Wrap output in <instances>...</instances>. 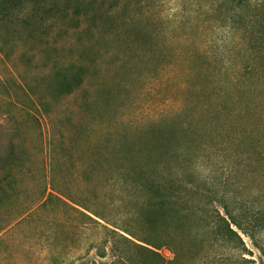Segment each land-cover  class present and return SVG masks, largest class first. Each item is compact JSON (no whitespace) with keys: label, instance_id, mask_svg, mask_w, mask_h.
Wrapping results in <instances>:
<instances>
[{"label":"rangeland","instance_id":"obj_1","mask_svg":"<svg viewBox=\"0 0 264 264\" xmlns=\"http://www.w3.org/2000/svg\"><path fill=\"white\" fill-rule=\"evenodd\" d=\"M235 51L264 64V0H0V264H164L134 243L209 212L245 245L187 244L191 264H264L258 134L221 132Z\"/></svg>","mask_w":264,"mask_h":264},{"label":"trees","instance_id":"obj_2","mask_svg":"<svg viewBox=\"0 0 264 264\" xmlns=\"http://www.w3.org/2000/svg\"><path fill=\"white\" fill-rule=\"evenodd\" d=\"M239 1L244 3L247 0ZM238 29L240 30L242 28L239 27ZM252 35L255 36V34ZM224 58L231 59L233 61V65L230 67V69L228 68V70H225L228 78L224 91L227 94V98L229 96L231 97L230 99L232 102L234 101V107L231 110L228 109L226 113V120L221 121L223 127V131L221 132L226 133L223 139L225 140L226 138H229L231 142L242 143L246 137L243 138L242 134L238 132L240 128H243V130L249 134V136H247V141L251 139V136H253L255 132L258 134V147H254L253 152L252 149H250L251 146L249 145L248 147L249 149L247 150L246 154L248 155L249 160L247 165L250 167V169L248 170L245 180H241L242 185H250L249 182L251 178H253L254 173L257 171L255 178L258 179V190L263 199L257 209L247 210V213L250 214L251 222L253 223V229L249 230L251 232L247 233L256 243L257 240L255 238L254 231L258 229L257 227L262 224L264 219V64L256 66L251 65L248 68H243L238 65L240 61L251 64L258 60L257 58L251 56L242 58L238 51L232 52V54H227L224 56ZM216 61L219 62L218 59L214 60V62ZM236 63L237 66H234ZM239 84L243 86V89L238 93H242L244 91L243 96L246 95L247 97L246 99L242 97V100L239 101L240 109L237 112L236 100L238 93L236 92V88L234 86ZM244 118H249L250 121L245 122ZM252 118L256 120L252 121ZM203 145L205 144H194L195 151L191 152H189L187 147L184 149V151L180 148V146L177 148L178 156L180 158V163H178L177 168L179 165L184 167L180 171H178L176 168V171H174L176 179L178 177L183 180L188 176L187 170L185 171V164L188 162L192 163V161L195 159L202 157V154H199L196 152V150ZM209 145L210 144H206V148H208ZM235 170L237 169L235 168ZM171 181L174 182L177 180ZM179 188L181 190V186ZM135 189L136 188L130 187V193H134L136 191ZM184 189L187 190V188ZM188 192L189 190L186 191L187 194ZM164 223L165 224L163 226L150 230L151 233L148 234L149 236L154 234L153 242L152 240H149L151 241L150 243L147 242L148 240L143 241L147 244V246L133 242L138 248H143L144 250L159 256L164 264H173L175 260H179L183 264H191L192 258L199 256V252L195 249L192 250V247L186 246L187 244L197 247L215 244L216 242L226 243L228 241L234 240V237H238L242 244H244L242 238L232 228L231 223L221 214H212L210 212L203 214L176 213L174 215H168ZM165 249L170 252V256L163 254V250ZM261 253L264 256V250H261Z\"/></svg>","mask_w":264,"mask_h":264}]
</instances>
